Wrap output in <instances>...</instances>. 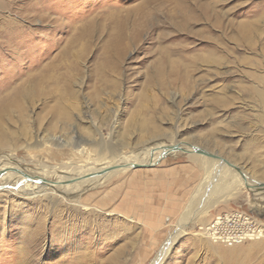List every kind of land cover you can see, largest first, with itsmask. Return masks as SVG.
I'll list each match as a JSON object with an SVG mask.
<instances>
[{"label": "rangeland", "instance_id": "rangeland-1", "mask_svg": "<svg viewBox=\"0 0 264 264\" xmlns=\"http://www.w3.org/2000/svg\"><path fill=\"white\" fill-rule=\"evenodd\" d=\"M182 1L183 11L173 0H0V99L16 85L37 89L31 100L19 101L23 113L11 105L1 115L9 128L25 135L17 133L0 155L24 159L30 168L41 163L55 170L65 164L100 167L114 157H134L139 153L131 151L141 147L186 142L261 181L264 109L244 86L258 87L253 71L264 75V0ZM186 15L193 18L185 25ZM118 33L123 40L115 46ZM110 54L115 63L105 65ZM58 102L69 108V119L55 113ZM50 136L54 140L33 147ZM123 137L126 143L110 152L108 145ZM185 145L151 165L112 175L100 187L54 192L51 201L9 197L4 188L0 264L46 261L35 246L38 234L50 249L55 215L70 225L79 216L67 205L89 196H106L116 210L111 215L106 208L105 215L90 218L88 228L80 229L90 234L84 243L97 256L102 253L100 259L124 246L117 264H152L205 178L202 163L208 157ZM239 192L188 224L160 264H264V189L243 186ZM56 202L61 205L53 207ZM232 214L240 219L229 230L256 234L228 245L202 229L217 216ZM101 221L106 229L98 227ZM259 232V239L251 238ZM21 249H29L26 262L14 253Z\"/></svg>", "mask_w": 264, "mask_h": 264}, {"label": "bare ground", "instance_id": "bare-ground-1", "mask_svg": "<svg viewBox=\"0 0 264 264\" xmlns=\"http://www.w3.org/2000/svg\"><path fill=\"white\" fill-rule=\"evenodd\" d=\"M173 1L179 3L180 4L179 6L182 7V9L180 10L183 11L185 5L184 3H180L182 0H173ZM184 10L186 11V9ZM192 16L186 15L185 17H183V19H185L183 20L185 21L184 22L185 25L188 24V22L193 18ZM246 30L247 27L245 28L244 31L246 32ZM121 35L123 34L118 33V36L115 39V43H114L115 46L121 44L120 43ZM118 53L120 55L123 54L122 50L121 52ZM108 59H110L111 61H106L105 59L104 61L105 65H110L115 63V61L112 59V54L108 55ZM215 60L218 63L220 62L218 58ZM253 72L254 73H251L252 75L250 76L253 79V82H256L258 84V87L255 86L253 88L245 85L244 89L249 93L251 98L257 99V102H259L261 107L264 109V89L259 87V86H264V75H259L256 71ZM36 92L37 89H34V87L32 86L26 87L25 85L23 86L16 85L11 91L4 94L0 99V117L3 113L9 111V107L11 105H17L21 113H23L25 111V108L23 105H21L22 103L21 104L19 103V101L23 99L31 100V98L28 97L35 95ZM46 95H52V94L51 92H49ZM60 100H63V97ZM54 108L56 111L55 113L59 114V116L63 117L64 119H69L71 117L69 108L65 106L63 107L62 103L60 104L58 102L57 106L55 105ZM21 113L19 114V116L23 118V115ZM262 121L264 123V117H262ZM144 130L146 132L149 131L148 128H144ZM144 130H142V132H144ZM24 131L25 130L17 132L9 128L1 118L0 119V151L10 149L12 143L11 139L15 137L17 133L20 135L21 134L25 135ZM47 138L48 139L46 138L37 139L33 147H38L40 144L43 143L44 140L48 142L54 140L53 136ZM125 138L126 137L120 139V141H118L117 144L116 143L109 144L108 148H110V152L113 153L116 150L117 145L119 146L124 145L126 143L124 141ZM185 144L179 143L176 145H179L180 148H182ZM176 145L163 144L162 146L155 148H150L149 146H147L148 147L147 149L141 147L139 150L136 149L131 151L134 154L135 152L139 153L137 155H134V157L132 156V154H125L124 156L121 155L117 158L113 156L114 158H111L110 161L104 162L103 164L100 163V165L98 164V166L100 167H96L95 163L92 165L90 164L87 165L85 163L79 165L76 164L72 166H67L68 164H65L56 167V170H55V166H50L45 163L38 164V166L35 165L34 168L24 166V165H28L26 162L25 163L23 162L26 160L23 159L21 160L22 162H19L18 157L6 153L3 154L2 156L0 155V191L6 190L4 188H7V191L5 192L7 196L9 197L17 196L18 198L24 200L36 199L41 196H48L47 198L48 201H51L54 200L52 199V195H51L54 192L57 193L63 192L65 194H69V193H75L78 190H80V188L82 189L85 186H88L90 188L100 187L112 175L125 173L128 170H130L131 169L130 166L133 164L151 165L152 161H154L155 163V161L158 158L168 154L169 152L179 150V149H172V146H176ZM188 146L191 152L194 151L192 147H197L194 146L193 144L191 145L189 144ZM17 147H18L17 145H14L15 149H17ZM105 147H103L102 149L104 150ZM110 165H116L119 167L106 174H99V172H101ZM202 166L205 171V178L194 191L193 196L189 204L187 205L185 212L179 221V224L177 225V231L173 234V236L169 238V240L159 250L152 264H160L164 259V257L168 254V252L172 249L176 240L182 234L185 233V231L187 230L186 226L192 222L194 223L199 219H201V217L207 214L210 208L215 207L220 202L227 201L230 198L235 197L238 193H240L239 191L242 189L243 186H248L250 189L253 190L264 189V186L262 185L264 184V182H262V180H264V171L259 174V178L261 179V181H255L247 177L243 171L237 170L236 169L237 166H235L229 160H227V162H224L223 160H219L217 158L208 157L207 161H204L202 163ZM230 167L233 168L235 171H233ZM72 173H75L74 174L75 176L70 175ZM90 174H96V175L93 177H86L89 176ZM35 178L38 179V182L37 180H35ZM46 178H51L53 180L55 179L56 184H54V181L53 182L45 181ZM42 181L47 182V184L46 185L43 184ZM75 201L74 204L72 202L70 205H67V208L71 209V213H73V215L79 216V219H73L70 225H66V223L62 221V219H58L57 215H55L56 220L53 222L54 229L52 232L53 238H52V246L50 249H48L47 243H44V245H42V233L38 234L39 239L38 242H35V246L37 245L39 247L41 255L42 254L45 255L44 258H46V261L40 259L37 264H117L119 257L125 251L124 246L123 247L115 246L107 257L105 256V258L100 259L102 253L99 252V255L97 256L91 250V247L84 243V239L88 238L90 234L80 232L81 228L84 227L88 228L89 222L91 221L90 220L91 217L99 218L100 214L105 215L106 212L109 211L106 208H110L108 214L111 215L114 214L113 212L116 209L114 208V204L111 203L112 201L108 199L106 196H101V197L89 196L82 199H76ZM58 204L61 205L60 202H56L53 205V207ZM87 209L90 210L92 213L89 212L86 215H81L82 210H87ZM26 219L28 220L29 218L26 216ZM98 227L101 229H106L103 221H101V223L98 224ZM202 229L205 230V233L208 235V237L214 240L213 237H211L208 234L206 226H204ZM260 236H261V232H259L257 236L253 235V237L251 238L257 240L259 239L258 237ZM104 243H105L104 240L101 241L99 243V248L100 245L102 246ZM260 244L261 242H255L252 245L258 246ZM14 253L21 254L22 257H20V259L26 262L27 254H29V249H25L23 251L21 249L20 252H14ZM99 259L101 260L100 263L94 262V260L99 261Z\"/></svg>", "mask_w": 264, "mask_h": 264}, {"label": "built area", "instance_id": "built-area-1", "mask_svg": "<svg viewBox=\"0 0 264 264\" xmlns=\"http://www.w3.org/2000/svg\"><path fill=\"white\" fill-rule=\"evenodd\" d=\"M237 215H229V216H217L208 226L207 232L208 234L213 237L214 240L217 242H224L228 245H232L235 243H239L246 238H250L248 235L250 234L246 230L249 229L239 228V229H232L229 230L228 227L230 226H237L235 222H238ZM243 219V218H242ZM245 221L248 222L249 218L245 217ZM256 234V233H251ZM250 234V235H251Z\"/></svg>", "mask_w": 264, "mask_h": 264}, {"label": "water", "instance_id": "water-1", "mask_svg": "<svg viewBox=\"0 0 264 264\" xmlns=\"http://www.w3.org/2000/svg\"><path fill=\"white\" fill-rule=\"evenodd\" d=\"M183 144H185V143H183ZM187 144V143H186ZM187 145H189V144H187ZM167 147V146H166ZM192 147V146H191ZM169 148V147H168ZM193 148V152H195V153H198V154H201V155H206V156H208V157H211V158H217V159H219V160H223L224 162H227V160L224 158V157H222V156H219L218 154H216V153H213V152H211V151H208V150H206L205 148H203V147H199V146H197V147H192ZM172 149H182V148H180V146L179 145H176V146H172ZM188 151V150H187ZM228 164H230V163H228ZM148 165H150V164H133V165H131L130 166V168H138V167H144V166H148ZM117 167H119V166H116V165H110V166H108L107 168H105L104 170H102L101 172H99V174H106V173H108V172H110V171H112V170H114V169H116ZM236 168V167H235ZM237 170H239L240 171V169H238V167L236 168ZM96 174H90L89 176H86V177H90V176H95ZM263 186H264V184H262ZM248 187V186H247Z\"/></svg>", "mask_w": 264, "mask_h": 264}, {"label": "crops", "instance_id": "crops-1", "mask_svg": "<svg viewBox=\"0 0 264 264\" xmlns=\"http://www.w3.org/2000/svg\"><path fill=\"white\" fill-rule=\"evenodd\" d=\"M149 173H151V172H149ZM153 174H154V175L158 174V171H154ZM143 190H144V189H143ZM141 194H142V190H141ZM145 194H146V193H145ZM154 194H156V193H154ZM160 198H161V196H157V197H156V200L159 201ZM138 204H139V207H140V206L142 205L141 201H140V203L138 202ZM140 204H141V205H140ZM143 206H144V205H143ZM135 210H137L136 200H135ZM146 222H147V221H146ZM152 222H153V221H152ZM153 223H154V222H153ZM151 224H152V223H151ZM159 231H162V228H160Z\"/></svg>", "mask_w": 264, "mask_h": 264}]
</instances>
